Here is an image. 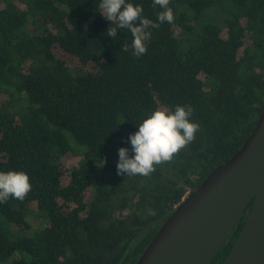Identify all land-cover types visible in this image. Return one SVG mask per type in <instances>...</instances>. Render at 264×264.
<instances>
[{
    "label": "trees",
    "instance_id": "trees-1",
    "mask_svg": "<svg viewBox=\"0 0 264 264\" xmlns=\"http://www.w3.org/2000/svg\"><path fill=\"white\" fill-rule=\"evenodd\" d=\"M156 21L152 0H134ZM100 0H0V264H135L163 222L240 150L264 104V0H169L145 55L106 35ZM190 105L195 139L148 176L118 149L153 110ZM131 154V153H130ZM252 208L242 216L237 237ZM234 238L211 264H223Z\"/></svg>",
    "mask_w": 264,
    "mask_h": 264
},
{
    "label": "water",
    "instance_id": "water-1",
    "mask_svg": "<svg viewBox=\"0 0 264 264\" xmlns=\"http://www.w3.org/2000/svg\"><path fill=\"white\" fill-rule=\"evenodd\" d=\"M251 202L223 264H264V104L242 148L175 207L135 264H211Z\"/></svg>",
    "mask_w": 264,
    "mask_h": 264
},
{
    "label": "clouds",
    "instance_id": "clouds-1",
    "mask_svg": "<svg viewBox=\"0 0 264 264\" xmlns=\"http://www.w3.org/2000/svg\"><path fill=\"white\" fill-rule=\"evenodd\" d=\"M153 7H159L156 21L144 14L143 5L134 0H100L101 13L111 22L106 35L116 37L117 32L127 30L131 33V44L123 46L124 51L131 49L134 57H141L148 51L152 30L161 24L172 23L173 10L169 0H152ZM190 105L177 104L173 109L153 110L142 122L138 130L129 133L127 140L131 148L118 149L116 171L121 176H148L155 166L172 160L187 144L195 139L199 124L192 119ZM131 153V154H130ZM29 175L24 171H0V203L9 198L23 200L31 191Z\"/></svg>",
    "mask_w": 264,
    "mask_h": 264
},
{
    "label": "flooded vegetation",
    "instance_id": "flooded-vegetation-1",
    "mask_svg": "<svg viewBox=\"0 0 264 264\" xmlns=\"http://www.w3.org/2000/svg\"><path fill=\"white\" fill-rule=\"evenodd\" d=\"M241 222H242V220L239 222L237 228L234 230V232H233L232 235L230 236V237L234 238V240H233V244H234V242H235V240H236L235 233H236L237 230L239 229V225L241 224Z\"/></svg>",
    "mask_w": 264,
    "mask_h": 264
},
{
    "label": "rangeland",
    "instance_id": "rangeland-1",
    "mask_svg": "<svg viewBox=\"0 0 264 264\" xmlns=\"http://www.w3.org/2000/svg\"><path fill=\"white\" fill-rule=\"evenodd\" d=\"M232 237L229 238V240L231 239Z\"/></svg>",
    "mask_w": 264,
    "mask_h": 264
}]
</instances>
